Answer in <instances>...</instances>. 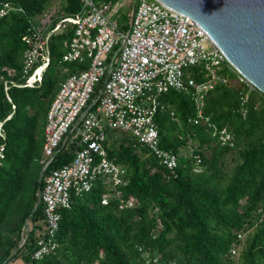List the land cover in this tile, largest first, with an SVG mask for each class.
Instances as JSON below:
<instances>
[{
  "label": "trees",
  "instance_id": "obj_1",
  "mask_svg": "<svg viewBox=\"0 0 264 264\" xmlns=\"http://www.w3.org/2000/svg\"><path fill=\"white\" fill-rule=\"evenodd\" d=\"M53 1L0 0V75L8 80L7 90L0 82V264H264V95L234 74L207 94L196 125L189 122L196 116L190 91L160 97L163 108L154 121L161 149L177 156L172 170L130 134L107 129L108 157L126 172L123 208L114 196L103 203L112 191L97 181L60 211L52 250L33 259L46 229L44 179L68 165L77 148L62 143L43 171L47 112L61 84L89 66L87 59L63 60L74 35L67 24L49 36V64L40 81L24 86L23 38L35 36ZM132 11L126 23L115 22L119 32L128 31ZM81 13L79 0H60L43 34ZM222 130L231 137L226 144L219 141Z\"/></svg>",
  "mask_w": 264,
  "mask_h": 264
},
{
  "label": "built area",
  "instance_id": "obj_2",
  "mask_svg": "<svg viewBox=\"0 0 264 264\" xmlns=\"http://www.w3.org/2000/svg\"><path fill=\"white\" fill-rule=\"evenodd\" d=\"M82 13L63 19L43 34L56 10L46 12L35 29V36L24 37V86L33 87L49 64V36L72 24L74 35L63 56L66 62L88 60V69L69 76L52 101L43 131V171L50 167L63 143L77 146L72 161L51 170L44 179L40 201L44 208L45 232L37 240L33 259L40 260L53 246L59 228L60 211L68 209L72 197L92 190L97 181L112 191L124 206L121 187L125 170L109 159L103 145L106 130L130 134L165 168L177 165V156L161 149L154 118L163 108L160 97L170 91H190L199 124L207 94L219 84H227V74L236 75L255 89L227 61L206 32L192 19L182 16L155 0H137L129 29L119 32L108 16L112 6L95 0H79ZM3 12H0V15ZM118 49L115 51V48ZM104 81L98 98L93 95ZM4 89L8 80L0 75ZM257 90V89H255ZM230 135L222 130L219 141L226 144ZM5 155L0 149V165ZM129 206L131 202L127 203ZM236 255V250L232 249Z\"/></svg>",
  "mask_w": 264,
  "mask_h": 264
},
{
  "label": "water",
  "instance_id": "obj_3",
  "mask_svg": "<svg viewBox=\"0 0 264 264\" xmlns=\"http://www.w3.org/2000/svg\"><path fill=\"white\" fill-rule=\"evenodd\" d=\"M155 1L192 19L235 70L264 95V0Z\"/></svg>",
  "mask_w": 264,
  "mask_h": 264
},
{
  "label": "rangeland",
  "instance_id": "obj_4",
  "mask_svg": "<svg viewBox=\"0 0 264 264\" xmlns=\"http://www.w3.org/2000/svg\"><path fill=\"white\" fill-rule=\"evenodd\" d=\"M137 0H118V2L112 6V10L109 13V17L112 21L120 24H124L129 19V9L136 4ZM50 11L58 10L60 6V0H54L50 3Z\"/></svg>",
  "mask_w": 264,
  "mask_h": 264
}]
</instances>
